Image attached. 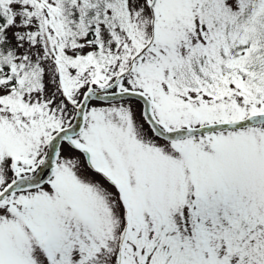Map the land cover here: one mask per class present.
<instances>
[{"label": "snow or ice", "instance_id": "1", "mask_svg": "<svg viewBox=\"0 0 264 264\" xmlns=\"http://www.w3.org/2000/svg\"><path fill=\"white\" fill-rule=\"evenodd\" d=\"M0 264H264V0H0Z\"/></svg>", "mask_w": 264, "mask_h": 264}]
</instances>
